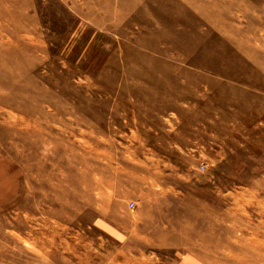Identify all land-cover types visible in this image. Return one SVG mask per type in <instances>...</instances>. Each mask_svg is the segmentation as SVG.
<instances>
[{
  "label": "rangeland",
  "instance_id": "1",
  "mask_svg": "<svg viewBox=\"0 0 264 264\" xmlns=\"http://www.w3.org/2000/svg\"><path fill=\"white\" fill-rule=\"evenodd\" d=\"M263 120L264 0H0V264H264Z\"/></svg>",
  "mask_w": 264,
  "mask_h": 264
},
{
  "label": "bare ground",
  "instance_id": "2",
  "mask_svg": "<svg viewBox=\"0 0 264 264\" xmlns=\"http://www.w3.org/2000/svg\"><path fill=\"white\" fill-rule=\"evenodd\" d=\"M260 255H261V257H264V252L262 254H260Z\"/></svg>",
  "mask_w": 264,
  "mask_h": 264
},
{
  "label": "built area",
  "instance_id": "3",
  "mask_svg": "<svg viewBox=\"0 0 264 264\" xmlns=\"http://www.w3.org/2000/svg\"><path fill=\"white\" fill-rule=\"evenodd\" d=\"M264 121V120H263ZM132 206H135V202L134 203H132Z\"/></svg>",
  "mask_w": 264,
  "mask_h": 264
},
{
  "label": "crops",
  "instance_id": "4",
  "mask_svg": "<svg viewBox=\"0 0 264 264\" xmlns=\"http://www.w3.org/2000/svg\"><path fill=\"white\" fill-rule=\"evenodd\" d=\"M122 236V235H121Z\"/></svg>",
  "mask_w": 264,
  "mask_h": 264
}]
</instances>
